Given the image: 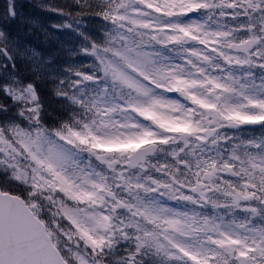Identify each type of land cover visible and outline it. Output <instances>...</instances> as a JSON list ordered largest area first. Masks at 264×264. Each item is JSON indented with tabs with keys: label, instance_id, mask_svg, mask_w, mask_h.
<instances>
[{
	"label": "snow or ice",
	"instance_id": "snow-or-ice-1",
	"mask_svg": "<svg viewBox=\"0 0 264 264\" xmlns=\"http://www.w3.org/2000/svg\"><path fill=\"white\" fill-rule=\"evenodd\" d=\"M37 6L0 9V264H264V0Z\"/></svg>",
	"mask_w": 264,
	"mask_h": 264
},
{
	"label": "flooded vegetation",
	"instance_id": "flooded-vegetation-1",
	"mask_svg": "<svg viewBox=\"0 0 264 264\" xmlns=\"http://www.w3.org/2000/svg\"><path fill=\"white\" fill-rule=\"evenodd\" d=\"M2 5H3V1H2V0H0V8L2 7Z\"/></svg>",
	"mask_w": 264,
	"mask_h": 264
}]
</instances>
